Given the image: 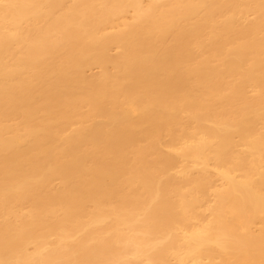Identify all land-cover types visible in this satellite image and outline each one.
Segmentation results:
<instances>
[{
    "label": "bare ground",
    "instance_id": "bare-ground-1",
    "mask_svg": "<svg viewBox=\"0 0 264 264\" xmlns=\"http://www.w3.org/2000/svg\"><path fill=\"white\" fill-rule=\"evenodd\" d=\"M0 264H264V0H0Z\"/></svg>",
    "mask_w": 264,
    "mask_h": 264
},
{
    "label": "rangeland",
    "instance_id": "rangeland-1",
    "mask_svg": "<svg viewBox=\"0 0 264 264\" xmlns=\"http://www.w3.org/2000/svg\"><path fill=\"white\" fill-rule=\"evenodd\" d=\"M130 16V15H129ZM118 51L117 50H113L112 53L113 54H116ZM100 72V69L98 68H93L91 70H88L87 71V74L90 76V75H94V74H98Z\"/></svg>",
    "mask_w": 264,
    "mask_h": 264
}]
</instances>
